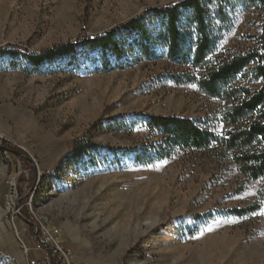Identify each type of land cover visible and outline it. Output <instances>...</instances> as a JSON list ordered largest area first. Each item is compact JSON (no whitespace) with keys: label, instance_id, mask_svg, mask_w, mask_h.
<instances>
[{"label":"rangeland","instance_id":"obj_1","mask_svg":"<svg viewBox=\"0 0 264 264\" xmlns=\"http://www.w3.org/2000/svg\"><path fill=\"white\" fill-rule=\"evenodd\" d=\"M173 1L0 0V47L42 51ZM263 13L242 6L229 9L223 45L252 47ZM7 59L2 57L0 63V117L7 121L10 132L5 135L13 142L5 144L8 153L4 150L0 156V264H25L23 244L30 248L28 257H42L33 249L26 221L6 213L13 175L23 196L35 191L33 209L61 230V240L68 238L77 246L79 264H264L262 182L247 180L229 160L206 151H178L151 166L133 165L125 158L123 165L108 166L97 159L96 166L90 161L89 167L57 171L82 137L116 148L159 140L141 123L110 130L107 126L116 118L142 112L211 123L220 101L193 84L176 85L167 79L177 68L165 61L106 73L29 74L9 67ZM214 124L222 129L219 122ZM12 150L27 159L11 156ZM55 161L51 174L44 176ZM254 200L263 205L257 213H223ZM28 201L20 205L21 213L23 207L29 209ZM209 212L214 215L207 223L194 219Z\"/></svg>","mask_w":264,"mask_h":264},{"label":"trees","instance_id":"obj_2","mask_svg":"<svg viewBox=\"0 0 264 264\" xmlns=\"http://www.w3.org/2000/svg\"><path fill=\"white\" fill-rule=\"evenodd\" d=\"M238 6L264 11V0H175L150 6L111 29L96 34L84 32L75 40L42 51L0 47V63L7 56L9 67L29 74L53 70L106 73L144 61H165L177 68L168 73L167 79L176 85L193 84L206 96L222 103L211 123L142 112L131 118H116L107 126L110 130L118 125L128 128L141 123L159 140L136 148H116L103 147L82 137L76 140L57 171L79 165L86 167L90 161L96 166L97 159L108 166L123 165L124 158L133 165L146 166L169 159L178 151H206L218 160L236 164L247 180H260L263 186L260 195L264 197V13L261 32L253 36L252 47H225L229 9ZM216 121L222 125L220 131L214 124ZM5 149L8 147L0 145V156ZM10 154L27 159L14 150ZM49 174L45 172L44 176ZM30 181V185L35 182ZM18 195L19 206L30 197L23 196L21 190ZM262 207L259 200H254L223 213L245 217ZM21 214L25 221H33L28 207H23ZM213 215L212 212L197 214L194 219L207 223Z\"/></svg>","mask_w":264,"mask_h":264},{"label":"built area","instance_id":"obj_3","mask_svg":"<svg viewBox=\"0 0 264 264\" xmlns=\"http://www.w3.org/2000/svg\"><path fill=\"white\" fill-rule=\"evenodd\" d=\"M13 141L0 131V145L12 143ZM25 151H28L20 144H16ZM5 153H8L5 150ZM17 175H13L9 180L10 191L6 196L5 210L6 213L14 219L17 216L22 217L21 207L18 204L19 195L17 191ZM35 189V188H34ZM33 189V190H34ZM35 192V191H34ZM33 192V193H34ZM33 193L29 197L28 203L30 214L32 216L33 229H31V239L35 242L33 249L42 254L40 259L28 257L30 248L23 244V250L26 254L25 264H79L74 251L67 247L61 240V230L51 224L47 216L41 215L32 207ZM24 220V218H23Z\"/></svg>","mask_w":264,"mask_h":264},{"label":"crops","instance_id":"obj_4","mask_svg":"<svg viewBox=\"0 0 264 264\" xmlns=\"http://www.w3.org/2000/svg\"><path fill=\"white\" fill-rule=\"evenodd\" d=\"M0 131L3 132L4 134H7V135H9V132H10V128H9V126L7 124V121L4 118H1V117H0ZM65 151H62V153L57 154V158H59V160H60V158L62 159L64 157ZM57 162L58 161H55L53 165H51L50 167H46L45 172H52V170L54 169L55 164ZM28 226L30 227V225H28ZM26 229L27 228H25L24 230H26ZM62 241H63V243L66 244V246L68 245L74 250V253L76 254V256L81 255V254H78V250H76L77 246H73L74 243L71 242L68 238H64V239L62 238ZM84 264H91V263L90 262H86Z\"/></svg>","mask_w":264,"mask_h":264},{"label":"water","instance_id":"obj_5","mask_svg":"<svg viewBox=\"0 0 264 264\" xmlns=\"http://www.w3.org/2000/svg\"><path fill=\"white\" fill-rule=\"evenodd\" d=\"M27 223H30L31 226H33V223L32 222H29L28 220H26Z\"/></svg>","mask_w":264,"mask_h":264},{"label":"snow or ice","instance_id":"obj_6","mask_svg":"<svg viewBox=\"0 0 264 264\" xmlns=\"http://www.w3.org/2000/svg\"><path fill=\"white\" fill-rule=\"evenodd\" d=\"M149 166H151V165H149ZM261 214H264V211H262V213Z\"/></svg>","mask_w":264,"mask_h":264}]
</instances>
